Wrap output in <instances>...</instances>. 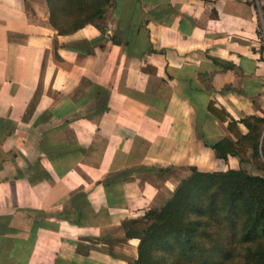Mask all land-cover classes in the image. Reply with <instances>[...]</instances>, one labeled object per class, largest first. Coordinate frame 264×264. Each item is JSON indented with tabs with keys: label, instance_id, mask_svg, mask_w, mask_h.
<instances>
[{
	"label": "crops",
	"instance_id": "0c3cea01",
	"mask_svg": "<svg viewBox=\"0 0 264 264\" xmlns=\"http://www.w3.org/2000/svg\"><path fill=\"white\" fill-rule=\"evenodd\" d=\"M251 2L113 0L106 33L59 34L45 0H0V264H132L123 221L172 194L171 164L218 159L208 100L264 110Z\"/></svg>",
	"mask_w": 264,
	"mask_h": 264
},
{
	"label": "trees",
	"instance_id": "16d2710c",
	"mask_svg": "<svg viewBox=\"0 0 264 264\" xmlns=\"http://www.w3.org/2000/svg\"><path fill=\"white\" fill-rule=\"evenodd\" d=\"M45 1L59 34L87 23L106 33L113 0ZM251 3L257 12L264 10L256 0ZM215 103L209 99L206 108L226 122L229 134L203 143L224 161L229 156L242 161L250 146L253 164L264 172V110L236 119ZM189 169L163 204L123 221L125 235L138 239L132 264H264V176L241 167Z\"/></svg>",
	"mask_w": 264,
	"mask_h": 264
},
{
	"label": "rangeland",
	"instance_id": "374dc122",
	"mask_svg": "<svg viewBox=\"0 0 264 264\" xmlns=\"http://www.w3.org/2000/svg\"><path fill=\"white\" fill-rule=\"evenodd\" d=\"M259 10H260L259 11V22H260L259 31L261 33V39L259 38V40L261 41L259 48L264 54V10L262 8H260ZM192 84L193 85L191 86V89L193 88L195 90L193 91L191 90L190 98L194 101L195 104L199 105L200 101L205 97L204 92H207V90H205V88H202L200 83H198L197 81L195 82V80H194V83ZM252 153L253 151L250 148V146H247L245 154L240 155L242 158V161L239 160L240 158L239 156H234L235 158L233 157L232 159H228L226 160L227 162L224 163L223 161L219 159L214 160V157H211V154L207 150L201 153L203 157L197 163H193L192 161L193 158H190V161L186 164H171L172 167H170L169 170L171 171L170 172L171 175H173V177L176 178V180L178 181L190 173V169H189L190 165H196L199 169H203V170H218V169H225L227 167H237V168L241 167L247 172L254 173V174H261L264 176V172L253 164ZM161 164L163 163H158L157 166H155V168L153 169H158V168H161L162 166H165ZM156 176L160 177V175H156ZM174 186H172V189L174 188Z\"/></svg>",
	"mask_w": 264,
	"mask_h": 264
}]
</instances>
